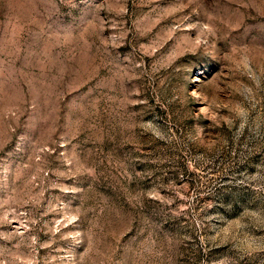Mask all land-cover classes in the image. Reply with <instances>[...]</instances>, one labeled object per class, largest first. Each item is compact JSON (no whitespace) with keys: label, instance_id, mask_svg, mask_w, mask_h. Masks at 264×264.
Here are the masks:
<instances>
[{"label":"rangeland","instance_id":"1","mask_svg":"<svg viewBox=\"0 0 264 264\" xmlns=\"http://www.w3.org/2000/svg\"><path fill=\"white\" fill-rule=\"evenodd\" d=\"M0 264H264V0H0Z\"/></svg>","mask_w":264,"mask_h":264}]
</instances>
